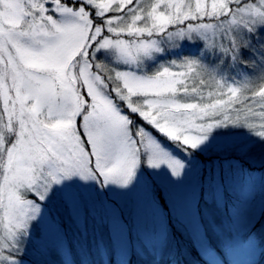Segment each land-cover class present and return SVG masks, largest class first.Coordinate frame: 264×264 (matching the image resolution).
I'll list each match as a JSON object with an SVG mask.
<instances>
[{"label": "snow or ice", "instance_id": "obj_1", "mask_svg": "<svg viewBox=\"0 0 264 264\" xmlns=\"http://www.w3.org/2000/svg\"><path fill=\"white\" fill-rule=\"evenodd\" d=\"M0 264H264V0H0Z\"/></svg>", "mask_w": 264, "mask_h": 264}, {"label": "rangeland", "instance_id": "obj_2", "mask_svg": "<svg viewBox=\"0 0 264 264\" xmlns=\"http://www.w3.org/2000/svg\"><path fill=\"white\" fill-rule=\"evenodd\" d=\"M176 245L179 251H183L185 248L188 249L189 254L186 256H183L182 259L186 260V261H192L195 262L197 260V255H196V249L192 248L191 245L189 244V242L183 238H181L180 236L176 237ZM193 250L195 251V253H193ZM244 253L237 251L235 253L236 258L238 259H242L244 258Z\"/></svg>", "mask_w": 264, "mask_h": 264}, {"label": "trees", "instance_id": "obj_3", "mask_svg": "<svg viewBox=\"0 0 264 264\" xmlns=\"http://www.w3.org/2000/svg\"><path fill=\"white\" fill-rule=\"evenodd\" d=\"M193 253H195V251L193 250ZM183 258V257H182Z\"/></svg>", "mask_w": 264, "mask_h": 264}]
</instances>
